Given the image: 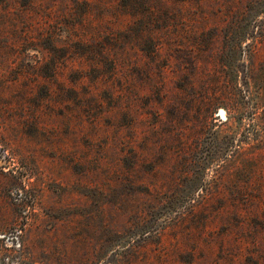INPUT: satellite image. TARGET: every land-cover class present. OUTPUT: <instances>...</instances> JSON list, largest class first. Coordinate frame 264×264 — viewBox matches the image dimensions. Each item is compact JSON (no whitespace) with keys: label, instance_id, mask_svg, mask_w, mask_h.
I'll list each match as a JSON object with an SVG mask.
<instances>
[{"label":"rangeland","instance_id":"374dc122","mask_svg":"<svg viewBox=\"0 0 264 264\" xmlns=\"http://www.w3.org/2000/svg\"><path fill=\"white\" fill-rule=\"evenodd\" d=\"M0 264H264V0H0Z\"/></svg>","mask_w":264,"mask_h":264},{"label":"trees","instance_id":"16d2710c","mask_svg":"<svg viewBox=\"0 0 264 264\" xmlns=\"http://www.w3.org/2000/svg\"><path fill=\"white\" fill-rule=\"evenodd\" d=\"M247 11V17L249 18V20H251V21H254V16L256 15V13H257V10L255 9H253L251 6H249L248 7V9L246 10ZM250 32H248V34H249ZM235 44H236V42H235ZM234 47H235V45H234ZM257 47L258 46H256L255 45V43L254 44H250V45H248V54L249 55H251V54H254L255 52H256V49H257ZM52 75V72H51V74H49V76H51ZM41 76H45V75H41ZM251 77L250 76H248V79H250ZM247 84V86H246V88H245V90H244V93H243V96L246 98V99H249V103H250V106H249V109H250V111H251V117L253 116V114L255 115L256 114V112H257V110H258V106H257V103L256 102H254V100H253V98H252V89H251V86H250V84H249V80H248V82H246ZM235 112H238L239 111V109H235L234 110Z\"/></svg>","mask_w":264,"mask_h":264}]
</instances>
